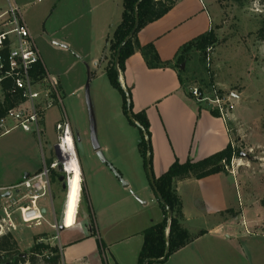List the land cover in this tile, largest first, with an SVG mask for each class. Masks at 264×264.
<instances>
[{
    "label": "crops",
    "instance_id": "obj_1",
    "mask_svg": "<svg viewBox=\"0 0 264 264\" xmlns=\"http://www.w3.org/2000/svg\"><path fill=\"white\" fill-rule=\"evenodd\" d=\"M34 1L0 0V16L10 4L28 12ZM122 14L120 10L112 14L108 9L102 18L106 39L97 43L93 54H89L93 64L98 65L104 56L108 67L109 39L120 24L118 19ZM106 15L111 22L112 19L116 22L111 24ZM212 28L213 17L204 0H176L164 17L147 25L138 35L141 45L153 44L160 59L173 66L150 69L142 54L136 52L127 59L124 72L120 71L123 87L131 91L134 112H145L150 123L154 180L163 176L176 160L182 164L188 160L202 161L232 143L228 122L212 113L214 108L210 103L190 97L181 84L182 71L191 55L183 63L184 67L176 64L180 48L209 33ZM29 29L36 45L37 41H44L43 33ZM67 42L63 44L65 48L73 44ZM41 59L47 76H50L42 55ZM201 79L205 80L206 75ZM46 81L47 78L42 80V87ZM54 81L58 83L59 94L64 86L61 80ZM191 82L190 79L188 85ZM73 143L76 153L75 139ZM128 144V140L118 138L110 142L105 140L91 153L84 146L82 157L76 153L88 212L83 210L81 202L75 225L67 228L63 220L60 224L64 228L60 226L55 236L59 243L54 246L59 248L63 264H138L144 231L163 221L164 213L139 148L135 155L132 146L127 152ZM53 160L50 156L49 163ZM41 169L35 167L16 183L2 184L0 189L15 186L25 176L38 174ZM174 188L182 201L184 226L196 239L173 254L166 264H264V230L256 221L245 234L233 231L232 223L239 221V217L232 218L230 213L237 215L241 207L239 191L229 171L203 179L192 175L177 179ZM236 201L239 207H235ZM200 232L204 233L198 236Z\"/></svg>",
    "mask_w": 264,
    "mask_h": 264
},
{
    "label": "rangeland",
    "instance_id": "obj_2",
    "mask_svg": "<svg viewBox=\"0 0 264 264\" xmlns=\"http://www.w3.org/2000/svg\"><path fill=\"white\" fill-rule=\"evenodd\" d=\"M58 1L35 0L30 11H22L31 30L40 31L44 36L42 43L36 41L50 76H46L45 85L43 83V87L37 89L44 93L54 91L52 80H61L64 89L51 99L52 106L44 112L40 135L34 133L32 125L0 135V185L16 183L35 167L42 168L45 158L49 163L50 156L52 159L58 157L54 148L62 133L56 128L58 123H68L76 153L81 157L83 146L91 153L97 144L117 138L128 140L127 152L132 146L136 155L139 148L141 130L131 125L124 114L123 97L107 77L104 56L98 65L93 64L89 56L97 43L105 38L102 18L108 9L112 14L119 10L122 13L124 0ZM204 2L212 14V29L216 35L213 83L220 84L218 90L233 104L227 122L237 154L227 171L235 179L241 207L237 215L230 213L232 218L239 217V221L232 223L233 231L245 234L248 228H253L255 221L264 230V39L260 36L264 26V5L259 1H251L244 7L233 0ZM106 17L111 24L116 22ZM67 41L73 44L65 48L63 44ZM190 55L184 68L192 81L188 91L196 87L209 94L211 83L202 54L195 51ZM204 75L206 79L202 80ZM63 162L61 156L56 172L58 176L67 177ZM61 177L51 183L53 203L50 194L39 201V207L46 211L47 224L41 227L25 225L19 215H15L17 229L12 234L22 258H27L23 255L34 246L35 237L40 236V243L53 248L59 243L55 238L57 231L50 225L57 222L61 226L63 220L68 180L61 181ZM4 197V194L0 195V209L5 205ZM81 202L87 213L88 203L83 194ZM235 207H239L238 201ZM41 260L38 264H42Z\"/></svg>",
    "mask_w": 264,
    "mask_h": 264
},
{
    "label": "trees",
    "instance_id": "obj_3",
    "mask_svg": "<svg viewBox=\"0 0 264 264\" xmlns=\"http://www.w3.org/2000/svg\"><path fill=\"white\" fill-rule=\"evenodd\" d=\"M140 0H124L123 14L120 25L116 28L109 39V51L111 63L106 68L107 77L114 89H116L123 97V110L131 125L139 127L141 130V141L139 143V151L144 160L146 170L152 171V147L150 123L145 112L135 113L133 109V101L131 91L125 90L118 71L115 69V60L118 48L129 36L135 26L136 15L139 17V25L122 50L119 71L124 72L125 63L134 53L140 52L150 69H161L173 66L170 62H163L153 44L141 45L138 35L147 25L164 17L175 5L176 0H143L138 8L136 5ZM238 6L244 7L251 1H259L264 5V0H233ZM260 36L264 39V26L260 31ZM216 35L213 29L193 41L185 44L180 48L176 56V64L180 66L186 62L192 52H200L203 57L205 66V53L208 47L215 46ZM47 73L42 63H38L33 71V77L36 81H42L46 78ZM184 76V77H183ZM182 86L187 89L188 95L192 97L188 91V82L190 78L182 71L180 78ZM14 103L9 99L5 105H0V118L6 114V111L13 107ZM132 115V119L129 117ZM212 113L220 116L219 112L214 109ZM237 152L230 144L225 150L212 155L202 161L193 162L188 160L182 164L178 160L170 167V169L160 178L155 179L158 192L167 203L171 218H168L167 209L160 203L164 213L162 222L151 226L144 231V244L139 255L138 264H145L147 260H152L150 264H166L170 257L192 243L196 237L191 235L184 226V213L182 201L174 188L175 180L188 178L190 175L197 179H203L208 176L227 172V167L231 164ZM51 164V162L49 163ZM58 176L57 172L52 171L51 178L55 182ZM85 198V189H82ZM168 232V233H167ZM204 232H200L202 235ZM45 236L42 235L41 237ZM40 236L35 237V244L27 252V258L21 257L18 243L11 232L0 235V264H38L42 259V264H63L62 256L59 248L51 247L44 243H40Z\"/></svg>",
    "mask_w": 264,
    "mask_h": 264
},
{
    "label": "built area",
    "instance_id": "obj_4",
    "mask_svg": "<svg viewBox=\"0 0 264 264\" xmlns=\"http://www.w3.org/2000/svg\"><path fill=\"white\" fill-rule=\"evenodd\" d=\"M214 54V46L208 47L205 53V69L211 83V95L204 94L196 87L190 89V94L198 102L210 103L227 122L233 104L230 99L224 98L218 86L213 83ZM41 61L40 52L22 10L18 5L10 4L7 11L0 16V105H5L9 99L14 106L0 118V135L9 134L26 125H32L34 133L41 134L43 114L52 106L51 99L59 95L58 83L53 80L54 91L47 90L44 93L37 89L42 86V81L34 79L33 71ZM56 128L62 132L57 145L59 148L55 147L58 157L51 164L44 160V165L38 174L29 176L15 186L0 189V195L10 194L5 198V205L0 209V235L12 233L17 229L15 215H19L25 225L41 227L44 223L47 224L46 213L39 207V201L50 194L53 203L51 174L59 167L61 161L60 145L66 142L69 133L73 138L68 123H60ZM231 145L235 149L233 142ZM63 171L67 174L64 168ZM50 226L57 231V234L59 233L60 226L57 222Z\"/></svg>",
    "mask_w": 264,
    "mask_h": 264
},
{
    "label": "bare ground",
    "instance_id": "obj_5",
    "mask_svg": "<svg viewBox=\"0 0 264 264\" xmlns=\"http://www.w3.org/2000/svg\"><path fill=\"white\" fill-rule=\"evenodd\" d=\"M60 153L64 159L63 168L67 172V201L65 212V226L71 228L75 225L82 198V175L79 169L72 136L68 135L64 144L60 145Z\"/></svg>",
    "mask_w": 264,
    "mask_h": 264
},
{
    "label": "water",
    "instance_id": "obj_6",
    "mask_svg": "<svg viewBox=\"0 0 264 264\" xmlns=\"http://www.w3.org/2000/svg\"><path fill=\"white\" fill-rule=\"evenodd\" d=\"M143 0H140L137 5H136V9L138 8V6L140 5V3L142 2ZM139 25V17H138V14L136 15V22H135V26H134V29L132 30V32L129 34V36L124 40V42L120 45V47L118 48V51H117V55H116V60H115V69L118 71L119 75H120V71H119V63H120V57H121V53H122V50L124 49V47L126 46V44L130 41V39L133 37L136 29H137V26ZM185 64H183V67H184ZM129 117L130 119L133 120L132 118V115L131 113H129ZM57 148H59V146H57ZM149 173V178H150V182H151V185L153 187V190L158 198V201L167 209L168 211V218L170 219L171 218V211L167 205V203L165 202V200L163 199V197L160 195V193L158 192V189L156 187V184H155V180H154V177L152 175V171L149 170L148 171ZM28 178V175L25 176V179ZM67 177L65 176H62L61 177V181H65ZM66 182V181H65ZM65 188H66V184H65ZM9 193L6 195V197H9ZM65 206V205H64ZM46 213V212H44ZM65 213V212H64ZM64 227L61 226V229H63ZM27 254L23 255V257H26ZM22 257V256H21ZM152 260H147L145 262V264H150Z\"/></svg>",
    "mask_w": 264,
    "mask_h": 264
},
{
    "label": "flooded vegetation",
    "instance_id": "obj_7",
    "mask_svg": "<svg viewBox=\"0 0 264 264\" xmlns=\"http://www.w3.org/2000/svg\"><path fill=\"white\" fill-rule=\"evenodd\" d=\"M66 181V180H65Z\"/></svg>",
    "mask_w": 264,
    "mask_h": 264
}]
</instances>
